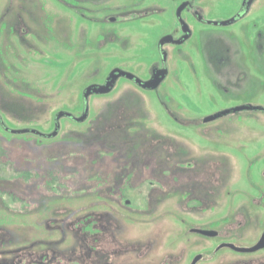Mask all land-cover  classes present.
<instances>
[{
  "label": "rangeland",
  "instance_id": "374dc122",
  "mask_svg": "<svg viewBox=\"0 0 264 264\" xmlns=\"http://www.w3.org/2000/svg\"><path fill=\"white\" fill-rule=\"evenodd\" d=\"M182 1L155 0L147 4L145 0H103L101 3L80 0L76 6H68L58 0H0V71H4L10 81L8 88L0 79V114L15 130L39 128L49 132L53 130V120L59 110L71 108L79 116L85 88L102 81L112 67L119 66L141 73L147 66L145 62H133L132 57L126 58L122 53L112 55L110 49V52H106V59L98 57L96 49L100 32L104 33L105 42H108L109 34L116 30L122 40L127 39L128 53L135 48L132 45L135 36L125 25L108 26L105 22L90 18L81 21L77 16L70 20L63 12H58L51 20L44 11H88L86 9L90 7L104 5L175 11ZM190 1L195 8L205 11L209 19L223 22L239 10L243 0ZM249 11L246 18L234 24L203 26L198 42L203 48V59L208 40L214 41L219 48L225 47L229 40L232 42L230 46L237 48L235 51L240 53L241 49L244 50L246 61H250L249 76L246 85L238 89V94L242 92L243 101L264 107V58L258 64V47L255 44V35L259 31L264 33V0H254ZM20 22L26 25L29 32L18 39L19 33L25 30L23 27L15 30ZM53 29L58 38L71 34L70 49L61 47L76 55H86L83 62H79L77 57L72 62L51 57V49L56 45L51 39ZM158 34L151 35V42L158 41ZM37 45L43 49L46 57L35 61L33 50L30 51L29 47L35 48ZM59 47L57 44L55 48ZM12 53L25 54V60H10ZM5 59L13 61L10 66L3 64ZM202 64L201 72L210 76L211 70L203 68ZM225 71L226 68L223 69ZM171 82L169 80L161 85L158 91H150L120 77L108 95L89 97L92 113L103 108L92 129L63 117L62 130L57 137H38L32 131L5 135L8 137L6 146L0 141V187L3 186L1 189L8 194L6 199L10 205L5 215L6 226L0 223V237L4 239L5 249H20L25 254L42 255L43 264H65L85 248L88 231H91L86 219L92 223V216L103 215L107 221L118 224V228L111 229V233L120 242L136 240L142 245L150 244L151 248L141 261L137 260L138 251L126 250L123 248L126 245H122L118 248L122 253L113 257L114 264H162L163 260L166 264H188L196 253L206 255V259L198 264H264V248L247 253L230 248L215 249L222 242L249 247L257 241L264 227V208L252 210L250 207L253 206L241 203L246 189L259 197L260 187L264 188L260 175L264 171V123L249 121L251 142L237 141L235 134L238 130H231L234 134L229 140L231 143L214 141L210 145L195 139L197 128L190 136L184 132L188 128L180 127L183 130L178 131L184 134V139L175 134L172 140H163L162 145L155 143L158 138L169 136L165 131L168 117L163 110L162 98L168 93L167 88L171 89ZM181 82L188 84L187 88L184 91L172 90V100L166 103L172 109L179 102L189 104L186 106L187 114H184L186 119L211 114L229 103L228 97L214 92L210 85L200 91L194 80ZM193 105L200 107V113H194ZM248 116L250 120L256 118L264 122V111H250ZM218 120L221 122L222 119ZM76 133L81 136H75ZM103 140L108 142V146L99 149L93 147ZM184 141L190 145L192 157L199 166L204 163L203 158L214 157L219 150H230L232 153L227 160L223 159L231 171L224 177L222 185L230 184L227 188L230 193L226 191L225 196L221 197L223 186L218 185L217 197L221 198L214 207L194 203L192 195L193 191L207 193L211 186L215 188L210 175L187 174L186 165L177 166V163L188 160L187 156L183 152L168 154L167 143L183 142L184 145ZM202 147L209 154H203L205 149ZM152 150L155 158L153 165L156 164L152 180L158 187L151 197L164 203L155 204L144 216L135 214L131 209L115 212L120 208L113 209L109 203H101L97 187L100 179V184L110 182L115 183L113 185L116 187L124 182L119 185V190L123 188L121 194L124 198L132 199L134 207L141 204L142 196L147 194L151 184L148 180L143 181L146 176L143 183L140 177L131 182L129 174L135 169L139 173L142 171L145 156ZM4 153L7 155L4 156ZM119 173L128 175L121 178V183L112 181ZM131 183L138 185L131 187ZM252 184L254 186L251 187ZM131 188L137 190L129 191ZM221 199H229V202L223 204ZM243 210L247 220H241L239 224L233 218ZM191 225L218 230L222 234L208 237L191 233ZM130 243L127 245H133ZM181 255L183 257L179 260Z\"/></svg>",
  "mask_w": 264,
  "mask_h": 264
},
{
  "label": "flooded vegetation",
  "instance_id": "af4514ba",
  "mask_svg": "<svg viewBox=\"0 0 264 264\" xmlns=\"http://www.w3.org/2000/svg\"><path fill=\"white\" fill-rule=\"evenodd\" d=\"M59 2L68 5V6H76L78 4V1L80 0H58ZM103 0H95V2L101 3ZM155 0H145V2L148 4L153 3ZM254 1V0H253ZM250 0H243L241 7L238 11H236L230 19H235L234 22L231 24H234L238 22L239 20H243L248 16L250 6H249ZM252 4V3H251ZM183 5H185L183 7ZM74 8V7H72ZM88 11H44L46 16H50L51 20H53V16L56 17L58 12L67 13V16L70 17L69 19L72 20L74 16L80 17L79 20L83 21L85 19H92L96 20L100 23L105 22L108 26H119V25H125L131 31V34L135 36V41H132L134 49L130 53L128 50L127 45V39L122 40L119 36L118 32L114 30V33L111 32L108 37V42H105V35L104 33L100 32L98 34L99 44L97 46V52L99 58H105L108 57L106 55V52L109 49L112 50L110 52L112 55H116L119 53H122V56L124 55L126 58L132 57L134 59L133 62H145L146 68L141 73H136L131 70L123 69L119 66H114L112 69L107 73L105 78L96 84H104L111 73L112 70L116 68H120L124 71L133 73L135 75V78L127 79L133 81L138 87L144 89V90H150V91H158L159 87L161 85H165L166 82L171 80L170 83L171 89L168 90V93L164 95V98H162V106L164 113L168 117L167 124L165 125V131L169 135L168 137H162L158 138L157 141H154L155 143H160L162 145L163 140H172L175 136V134H179L182 139H184V134L182 135L179 131L183 130L182 128H188V130L184 131L186 135L192 136L193 129H196V137L199 142L204 143H210L214 141H218L219 143H231V138H233V135L231 130H238L235 134V138L239 142L247 141L251 142L249 137L250 136V130H249V121L254 120L253 122H256L258 124H263L264 122H261L262 120H258L256 118H252L250 120V116H248L250 111H264L262 109H251L249 106H256L251 105L248 101L242 100V92L238 94V89L240 87H244L246 85L247 78L249 76V62L246 61L245 52L241 49V52L235 51V47L232 45L230 46L231 41H227L225 47L219 48L214 45V41L208 40L206 41L207 44L205 46V55L204 59L202 58V47L199 45L198 40H201V30L203 26H211L216 25L215 21L209 19L206 16L205 11H201L198 8H195L193 6L192 1L190 0H184L182 1L178 7L175 9V11H157V9L154 8H128V7H111L109 5L104 6H98V7H90L86 9ZM161 10V9H159ZM163 10V9H162ZM219 22L218 24H220ZM229 25V24H227ZM226 26V25H223ZM19 27H23L24 33L21 34V32L18 35V39L24 38V34L29 32L26 29V25L20 24L15 26V30H18ZM54 29L51 32V39L57 44L60 45L59 48H55L56 45L51 49V57H59L60 60L64 62H72L74 57H77L79 62H83L82 60L86 55L82 54H73V52L67 51L65 48L67 47L70 49L69 45L71 44V34L66 35L65 37L58 38L56 33H54ZM26 32V33H25ZM158 34V41L151 42V35L152 34ZM248 35L246 36V40L248 39ZM165 39L166 42L161 43V40ZM256 39V47H258L256 58L258 60V64L261 63L262 59L264 58V33L262 31H259L258 34L255 35ZM198 42V43H197ZM235 42V41H233ZM70 43V44H69ZM155 44V45H154ZM154 45V46H152ZM62 46V47H61ZM30 51L33 50V55L35 58V61H37L39 58H44L46 56L43 55V49L37 45V47H29ZM73 49L71 48V51ZM105 52V53H103ZM18 55H15V53L10 54V60L13 61H23L25 60V54L21 55L17 53ZM30 56V55H29ZM32 57V56H30ZM53 57V58H54ZM206 58V59H205ZM146 59V60H145ZM5 59L3 61V64H7L10 66V63L13 62H6ZM203 61V62H202ZM2 61L0 60V64ZM37 63V62H36ZM203 63V64H202ZM201 64L203 68L210 69L211 75L208 76V73H202L201 72ZM25 65V64H24ZM25 68V67H24ZM226 68V71L223 72V69ZM165 75L162 82L159 84L157 88L149 89L144 88L142 86L143 82L151 80L152 78L159 77L160 75ZM0 79L6 84V86L9 88L10 81L8 80V77L6 76L4 71H0ZM137 79H140L141 82L139 83ZM182 80H194L195 85L198 90L202 91L205 86H209L215 90L214 92L219 93L221 96H225L229 98V103L223 104L222 107L216 109L211 114H205L203 116L199 115L197 119L195 118H188L184 117V114H187L186 106L189 104H184L182 102H179L178 104L174 105L175 109H172L166 102H170L172 100V90H178V91H184L187 88L186 83L181 82ZM209 81L208 83L205 81ZM117 83V82H116ZM92 85L89 84L88 86ZM2 86L3 83H2ZM87 86V87H88ZM174 86V87H173ZM180 86V87H179ZM86 87V88H87ZM85 88V90H86ZM84 90V91H85ZM14 91V90H12ZM15 92V91H14ZM18 93H21L20 90H18ZM82 95V94H81ZM94 95H101V94H93ZM108 95V94H106ZM90 97V96H89ZM82 103L81 107L79 108L81 111L79 116H81L86 108H89V114L88 118L83 122H77L74 117H79L77 114H75L71 108L67 109H61L60 111H67L71 112L73 116H64L66 119H70L76 123H84L88 122L89 125L94 128L98 121H95L98 117H100V112L102 111V107H100L99 111H96L95 113H92L93 106L88 103L89 98L86 100V103L84 102V97L82 96ZM194 113H200V107H196L193 105ZM199 109V110H198ZM95 110V109H94ZM97 110V109H96ZM57 112V113H58ZM56 113V114H57ZM183 115V116H182ZM68 117V118H67ZM222 119L221 122L218 119ZM226 120H223L225 119ZM63 117L57 121L56 117L53 120V130L49 132H45L41 129H37L43 133L41 136H48L49 133H53L56 130L57 124H60L59 132L56 136H50V137H57L60 135L62 130L61 120ZM258 120V121H257ZM116 122H119L116 120ZM211 125V126H209ZM234 127L241 128V129H234ZM91 128V129H92ZM13 129L9 123L4 120V117L0 114V141L3 146H6L7 139L5 135L7 136L9 132H13ZM179 130V131H178ZM2 134V135H1ZM40 135V134H38ZM260 135V134H259ZM75 136H77L75 134ZM261 136V135H260ZM187 137V136H185ZM192 139V138H191ZM153 142V143H154ZM253 142V141H252ZM196 144L199 145L198 142L195 141ZM97 145H94L93 147H97L98 149L100 147L108 146V142L106 141H99L96 143ZM166 144V143H165ZM167 148L170 150L168 154H180L183 152L185 156H187V159L185 162H179L177 163V166H187L186 173L188 174H196V175H210V181L215 185V188L211 186L209 191L206 192H196L193 191L192 195L194 197L193 202L198 203L199 205L203 207H214L216 203L219 201L221 197L225 196V193L227 191V188L230 186H223L222 181L224 177L228 176V172L231 171L230 167L227 166V164L223 163V159L226 158V160L230 157L232 154L229 151H222L219 150L216 153V156L211 158H203L202 163L199 166L198 161L192 157L190 145L184 141L179 143H167ZM182 145L184 147H182ZM200 146V145H199ZM91 147V148H93ZM89 147V149H91ZM205 149L202 151L203 154L207 155L209 152L206 150L205 147H202ZM190 151V152H189ZM7 154L4 153V156ZM210 157V156H205ZM155 158L153 150L150 153H147L145 156V162L143 163L142 171L139 173V170H131L129 176H131V182L136 178L140 177L141 181L148 180L151 184V187L149 188L147 194L143 197V200L140 202V205H137L136 207L133 206V200L129 197L124 198L123 188L122 190H119V184L118 187L114 186L115 183H101V179L99 180V184L97 182L98 187V194L99 197L102 198L100 201L101 203H109L110 207L115 209L119 207V210L115 209L116 211H122V210H133L136 212L135 214L144 216L146 213H148V210L151 211L153 207H155V204H158L160 202L164 203V201H156L152 199V195L154 191L157 189L156 182L153 179V168L156 164L153 165ZM185 160V159H184ZM176 169V168H174ZM183 171V170H179ZM175 175H177V171L174 172ZM247 174H250V169L247 170ZM117 175V176H116ZM115 177L112 179L118 180L119 183H121V178L125 177L126 173H119L116 174ZM170 175H173V173H170ZM261 180L262 184H264V171H262ZM142 176V177H141ZM192 176V175H191ZM176 179V178H175ZM178 179V178H177ZM142 181V183H143ZM249 181H251L249 179ZM233 182V180H232ZM231 182V183H232ZM220 183V184H219ZM138 184L131 183V187L137 186ZM222 185L223 187H226L224 189L222 187V190L220 191L221 197H217V186ZM251 187L254 186V184L250 185ZM3 186L0 187V214H2L0 223L5 225L6 222V213L10 208L9 202L6 199L8 194H6V191L1 189ZM259 190V197H256L252 195V191H249L246 189V191H243L245 194L244 199L241 201V203L248 204L252 210H257L260 207L264 208V188L260 187ZM137 190L135 188L129 189V191ZM118 191V192H117ZM126 191V190H125ZM134 192V191H133ZM119 193V194H118ZM230 192L227 191V194ZM133 195V194H132ZM108 199V200H105ZM223 204H227L229 202V199H221ZM232 202V201H231ZM93 205V203H91ZM251 212V211H250ZM121 213V212H120ZM245 211L243 212H237L234 216L235 222L241 223V220H247V216L245 218L244 215ZM252 214V212H251ZM92 223H89L90 219H86V224L91 225V231H88V237L89 239L85 242V248L82 250L80 255L73 256L71 259L67 260L65 264H114L115 260L113 259L114 256H116L119 253H122V251L118 250V248L123 247L122 245H126L123 247L126 250L132 249L135 252L138 251L137 260L143 261V259L146 257L147 252L151 250L150 244L145 243L142 245V243H139L136 240L124 243L120 242L118 239H116L113 234L111 233V229L118 228V224L112 221H107L106 218H104L103 215L98 216H92L91 217ZM109 229V230H108ZM195 229H201L198 227H195L194 225L189 227V232L191 233H199L196 232ZM201 230H208V229H201ZM208 231H217V235L215 236H209L208 237H217L221 235L222 233L218 230H208ZM264 233V227L262 228L261 232L258 235L257 241L253 244L255 245L261 238V236ZM202 234V233H200ZM204 235V234H202ZM124 243V244H123ZM133 244L131 246H128L127 244ZM222 243H230V242H222ZM220 243V244H222ZM216 245L215 249H218V246ZM251 245V246H253ZM152 246V244H151ZM238 246V245H237ZM249 246V247H251ZM228 248V247H224ZM231 249V248H230ZM164 250V249H163ZM261 250V249H260ZM238 252V251H237ZM9 254H11V257H9ZM202 255V258L196 263L198 264L200 261H203L206 259V255L202 253H196L190 260L188 261V264H192L194 258L197 255ZM25 256V258H23ZM182 255L179 257V260L182 259ZM24 259V260H23ZM42 255L39 254H25L20 251V249H14L9 250L5 249L4 245V239L3 237H0V264H43L42 263ZM145 262V261H144ZM45 264V263H44ZM59 264V263H57ZM62 264V263H61ZM162 264H166V261L163 260Z\"/></svg>",
  "mask_w": 264,
  "mask_h": 264
},
{
  "label": "water",
  "instance_id": "95a60500",
  "mask_svg": "<svg viewBox=\"0 0 264 264\" xmlns=\"http://www.w3.org/2000/svg\"><path fill=\"white\" fill-rule=\"evenodd\" d=\"M253 2V0H250L249 2V6L251 5V3ZM185 5H183L184 7ZM234 18L233 19H229L226 21L221 22L222 25H227V24H231L232 22H234ZM219 22H215V24H218ZM166 42L165 39L161 40V43ZM120 77H127L129 79H133L135 78V75L133 73L124 71L120 68H116L114 70L111 71V73L109 74L106 82L104 84H92L90 86H88L86 88V90L83 93V97L85 100H87L89 98V96L93 95V94H108L110 93L113 88L116 85L117 80ZM165 77V75H160L159 77H155L152 78L151 80L145 81L143 82L142 86L144 88H149V89H154L157 88L159 86V84L162 82L163 78ZM137 81L140 83L141 80L137 79ZM249 108L251 109H262L264 110V107H260V106H249ZM88 114H89V108L87 107L86 110L84 111V113L79 116V117H74V119L77 122H83L88 118ZM64 116H73V114L71 112H67V111H60L58 112V114L56 115V119L57 121H59L62 117ZM59 128H60V124H57L56 130L53 133H49L48 136H56L59 132ZM32 131L34 133L37 134H45L37 129H22V130H13L14 133H25V132H29ZM196 232L202 233L204 235H209V236H215L217 235V231H208V230H201V229H195ZM224 247H228L231 248L235 251L238 252H242V253H247V252H255L258 251L260 249L264 248V233L261 236L260 240L253 246L251 247H242V246H237L234 243H222L218 246V249L224 248ZM202 258V255H197L192 264H196L200 259Z\"/></svg>",
  "mask_w": 264,
  "mask_h": 264
},
{
  "label": "trees",
  "instance_id": "16d2710c",
  "mask_svg": "<svg viewBox=\"0 0 264 264\" xmlns=\"http://www.w3.org/2000/svg\"><path fill=\"white\" fill-rule=\"evenodd\" d=\"M67 118H68V117H67ZM77 124H82V126H83V125H86L87 127H90V128H92V127L90 126L91 124L89 125V123H88V122H84V123H77ZM37 129H39V128H37ZM76 135H77V137H78V136H81L79 133H76ZM37 136H38V137H41V135H38V134H37Z\"/></svg>",
  "mask_w": 264,
  "mask_h": 264
}]
</instances>
